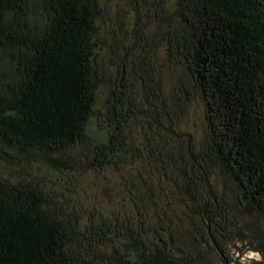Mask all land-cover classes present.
I'll list each match as a JSON object with an SVG mask.
<instances>
[{
  "label": "trees",
  "instance_id": "16d2710c",
  "mask_svg": "<svg viewBox=\"0 0 264 264\" xmlns=\"http://www.w3.org/2000/svg\"><path fill=\"white\" fill-rule=\"evenodd\" d=\"M108 172L122 213L85 203ZM243 240L264 264V0H0V264H226Z\"/></svg>",
  "mask_w": 264,
  "mask_h": 264
},
{
  "label": "rangeland",
  "instance_id": "374dc122",
  "mask_svg": "<svg viewBox=\"0 0 264 264\" xmlns=\"http://www.w3.org/2000/svg\"><path fill=\"white\" fill-rule=\"evenodd\" d=\"M204 122L202 104L200 101H196L190 106L186 118L182 120L181 127L200 138L204 129ZM220 184L221 189H224V184L222 182ZM84 189L85 203L102 206L105 212L116 210L122 213L127 210V196L116 174L108 172L100 177L86 176ZM176 213L180 218L181 213L177 206ZM228 249L231 256V261L228 264H258L263 260V256L259 252L251 250L248 240L232 242ZM213 260L216 259L213 257Z\"/></svg>",
  "mask_w": 264,
  "mask_h": 264
},
{
  "label": "water",
  "instance_id": "95a60500",
  "mask_svg": "<svg viewBox=\"0 0 264 264\" xmlns=\"http://www.w3.org/2000/svg\"><path fill=\"white\" fill-rule=\"evenodd\" d=\"M226 264H228V263H226Z\"/></svg>",
  "mask_w": 264,
  "mask_h": 264
}]
</instances>
